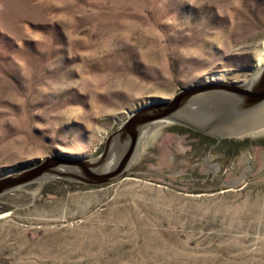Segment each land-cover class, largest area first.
Segmentation results:
<instances>
[{
    "label": "rangeland",
    "instance_id": "obj_1",
    "mask_svg": "<svg viewBox=\"0 0 264 264\" xmlns=\"http://www.w3.org/2000/svg\"><path fill=\"white\" fill-rule=\"evenodd\" d=\"M263 52L264 0H0V176L96 156L129 111L252 79ZM0 207V264H264V127L158 123L120 178L38 180Z\"/></svg>",
    "mask_w": 264,
    "mask_h": 264
},
{
    "label": "water",
    "instance_id": "obj_2",
    "mask_svg": "<svg viewBox=\"0 0 264 264\" xmlns=\"http://www.w3.org/2000/svg\"><path fill=\"white\" fill-rule=\"evenodd\" d=\"M250 78L240 82L207 79L201 84L182 87L171 97H153L127 113L96 156L58 152L1 175L0 196L48 178L90 185H102L120 178L158 123H179L216 137L238 136L262 128L264 67ZM109 160L113 167L107 169Z\"/></svg>",
    "mask_w": 264,
    "mask_h": 264
},
{
    "label": "bare ground",
    "instance_id": "obj_3",
    "mask_svg": "<svg viewBox=\"0 0 264 264\" xmlns=\"http://www.w3.org/2000/svg\"><path fill=\"white\" fill-rule=\"evenodd\" d=\"M264 67V52H263V55H262V57H261V59H260V61H259V67H258V72L262 69ZM257 69V68H256ZM256 69H254V71L256 70ZM258 72H256V74L258 73ZM255 74V75H256ZM254 75V76H255ZM253 76V77H254ZM252 77V78H253ZM211 80H216V79H211ZM113 166H110V168H112ZM110 168H107V169H110Z\"/></svg>",
    "mask_w": 264,
    "mask_h": 264
},
{
    "label": "trees",
    "instance_id": "obj_4",
    "mask_svg": "<svg viewBox=\"0 0 264 264\" xmlns=\"http://www.w3.org/2000/svg\"><path fill=\"white\" fill-rule=\"evenodd\" d=\"M4 210H5V208L0 207V211H4Z\"/></svg>",
    "mask_w": 264,
    "mask_h": 264
}]
</instances>
